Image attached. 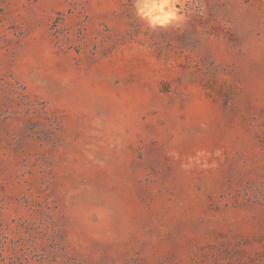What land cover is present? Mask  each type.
<instances>
[{"label":"rangeland","instance_id":"rangeland-1","mask_svg":"<svg viewBox=\"0 0 264 264\" xmlns=\"http://www.w3.org/2000/svg\"><path fill=\"white\" fill-rule=\"evenodd\" d=\"M181 3L0 0V264H264V0Z\"/></svg>","mask_w":264,"mask_h":264},{"label":"clouds","instance_id":"clouds-1","mask_svg":"<svg viewBox=\"0 0 264 264\" xmlns=\"http://www.w3.org/2000/svg\"><path fill=\"white\" fill-rule=\"evenodd\" d=\"M183 9L181 0H134L135 16L153 30L183 21Z\"/></svg>","mask_w":264,"mask_h":264}]
</instances>
